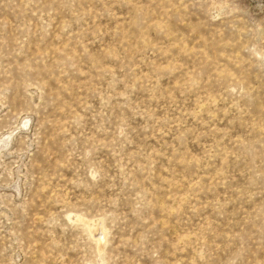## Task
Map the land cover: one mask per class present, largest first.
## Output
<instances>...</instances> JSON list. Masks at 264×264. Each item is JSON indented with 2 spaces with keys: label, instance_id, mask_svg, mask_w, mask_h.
<instances>
[{
  "label": "rangeland",
  "instance_id": "374dc122",
  "mask_svg": "<svg viewBox=\"0 0 264 264\" xmlns=\"http://www.w3.org/2000/svg\"><path fill=\"white\" fill-rule=\"evenodd\" d=\"M0 264H264V0H0Z\"/></svg>",
  "mask_w": 264,
  "mask_h": 264
}]
</instances>
